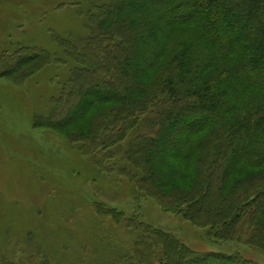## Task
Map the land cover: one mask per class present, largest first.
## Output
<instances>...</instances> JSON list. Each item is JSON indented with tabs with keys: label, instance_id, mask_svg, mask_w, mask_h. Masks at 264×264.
Here are the masks:
<instances>
[{
	"label": "trees",
	"instance_id": "trees-1",
	"mask_svg": "<svg viewBox=\"0 0 264 264\" xmlns=\"http://www.w3.org/2000/svg\"><path fill=\"white\" fill-rule=\"evenodd\" d=\"M94 10L86 38L56 36L64 58L23 47L3 56L0 77L71 61L37 127L87 155H118V174L140 195L216 241L264 251V0H110ZM97 211L135 238L120 264H258Z\"/></svg>",
	"mask_w": 264,
	"mask_h": 264
},
{
	"label": "rangeland",
	"instance_id": "rangeland-1",
	"mask_svg": "<svg viewBox=\"0 0 264 264\" xmlns=\"http://www.w3.org/2000/svg\"><path fill=\"white\" fill-rule=\"evenodd\" d=\"M109 1L0 0V63L23 47L64 58L56 36L86 38L89 12ZM67 62L22 81L0 77V264H120L135 238L99 216V206L137 217L194 252L264 264L263 250L216 241L209 229L140 195L118 174V155H87L80 143L36 126L68 85L75 64Z\"/></svg>",
	"mask_w": 264,
	"mask_h": 264
}]
</instances>
